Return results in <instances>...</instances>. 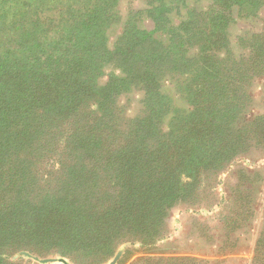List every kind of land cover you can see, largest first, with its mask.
I'll return each instance as SVG.
<instances>
[{
	"label": "trees",
	"instance_id": "1",
	"mask_svg": "<svg viewBox=\"0 0 264 264\" xmlns=\"http://www.w3.org/2000/svg\"><path fill=\"white\" fill-rule=\"evenodd\" d=\"M121 2L0 0V264H31L24 251L107 264L124 245L154 246L173 210L208 203L234 161L264 156V0H143L125 16ZM134 91L131 117L120 100ZM233 178L222 251L264 185L244 167ZM262 208L252 264H264Z\"/></svg>",
	"mask_w": 264,
	"mask_h": 264
},
{
	"label": "rangeland",
	"instance_id": "2",
	"mask_svg": "<svg viewBox=\"0 0 264 264\" xmlns=\"http://www.w3.org/2000/svg\"><path fill=\"white\" fill-rule=\"evenodd\" d=\"M141 1L143 0H122L120 5L121 14L125 16L127 8L130 5L138 6L140 3L139 8L142 7ZM240 24L242 23H239L238 26L233 28V32L241 28ZM251 25L255 27V30L260 26L257 20L252 22ZM148 26V28L152 27L151 24ZM247 26L245 25V28ZM121 28L122 26H118L109 33L111 44L117 38ZM107 79V76L102 77L101 83L107 82ZM263 93L264 80H259L254 86L255 111L257 113L264 111ZM141 95V93L134 91L129 95L121 97L120 102L129 116H136L142 109L140 103ZM240 167H244L253 172L258 171L264 178V156L253 153L252 155L237 159L227 170L219 175L215 190L211 192L212 194L208 203L190 210L181 207L171 212L169 217V233L165 239L154 246L143 247L138 244L122 246L118 250V252H122L121 259L126 253H131L128 258H125V264H129L134 259L145 255H189L202 259L207 264H252L253 249L262 223L264 185H262L256 200V218L246 228V233L240 231L238 232L239 234L232 235L238 236L242 234L240 237L235 238V245L233 247L224 249L223 251L219 249L226 239L225 231L222 228V217L228 213L227 199L229 184L234 182L233 176ZM18 257L16 256V258ZM54 258L58 260L55 264H71L68 259L59 256ZM114 258L107 264H110ZM25 259L31 264H39L34 259L31 260L32 262L29 261L31 258L26 257Z\"/></svg>",
	"mask_w": 264,
	"mask_h": 264
},
{
	"label": "water",
	"instance_id": "3",
	"mask_svg": "<svg viewBox=\"0 0 264 264\" xmlns=\"http://www.w3.org/2000/svg\"><path fill=\"white\" fill-rule=\"evenodd\" d=\"M23 256L27 257V258H33L36 262L40 263V264H55L58 262L57 258L54 257H48V258H40L38 256H32L29 252H22L21 253ZM122 257V252L119 251L114 260L110 263V264H117V262L121 259Z\"/></svg>",
	"mask_w": 264,
	"mask_h": 264
}]
</instances>
